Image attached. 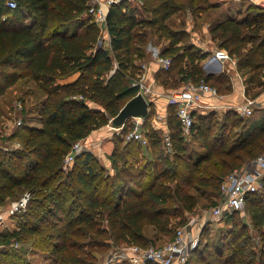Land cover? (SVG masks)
<instances>
[{
    "label": "trees",
    "instance_id": "1",
    "mask_svg": "<svg viewBox=\"0 0 264 264\" xmlns=\"http://www.w3.org/2000/svg\"><path fill=\"white\" fill-rule=\"evenodd\" d=\"M7 1L0 0V96L24 79L36 82L45 95L41 127L22 122L7 138L0 137L20 142L14 149L0 147V206L31 193L25 210L11 216L19 228L0 232V244L10 252L23 254L21 245L28 242L58 264H93L99 261L94 252L109 247L106 238L158 246L160 237L187 224L198 194L220 197L224 178L264 153V107L245 117L226 111L221 123L217 112L200 113L186 138L171 105V150L162 133L150 127L147 146L114 135L111 170L89 151L65 170L72 145L108 125L137 95L131 84L152 38L168 40L159 55L170 57L172 65L156 77L164 89L205 80L220 93L230 91L228 77L204 70L209 52L186 44L190 32L171 24L176 14L188 11L200 18L216 5L211 0H121L109 6L107 47L99 44L104 28L88 13L93 0H15V8ZM210 34L216 48L237 58L258 94L264 88V9L249 6L242 19L211 25ZM76 73L75 81L60 82ZM152 115L149 110L148 126ZM246 212L255 236L239 219L241 211L227 214L223 222L230 226L216 239L205 227L186 264L192 258L199 264H264V177L262 189L248 195ZM12 255L0 264H28L22 255Z\"/></svg>",
    "mask_w": 264,
    "mask_h": 264
},
{
    "label": "built area",
    "instance_id": "2",
    "mask_svg": "<svg viewBox=\"0 0 264 264\" xmlns=\"http://www.w3.org/2000/svg\"><path fill=\"white\" fill-rule=\"evenodd\" d=\"M120 1L121 0H93L88 13L99 26L105 29L107 8ZM260 5L264 7V2H261ZM7 6L9 8H15L17 2L15 0H8ZM156 58L161 69L168 70L171 67L172 59L170 57L157 55ZM218 61L235 63L234 58L231 57L227 51L217 48L203 60L204 70H209L210 66ZM146 71L147 64H141V70L137 74V77L134 78L131 85L138 88L137 94L141 93L150 100L151 96L155 95L156 90L153 88V84L148 82ZM205 95L218 98L223 97V94L219 92L217 87L205 80L199 82L189 80L182 89L171 91L166 94L168 103L175 107L176 115L181 121L183 135L186 138L190 137L192 134V126L196 116L205 112L208 108L203 102ZM254 101L255 100L252 99L240 105H230L229 108L237 110L243 116H249L254 111ZM145 118L146 117H131L122 126H113L114 135H121L127 141H135L141 146H147L149 140L144 128ZM112 120L113 118L110 119L109 123L111 125L113 124ZM21 124L22 121L19 120L18 125ZM126 127L129 128L127 132L124 131ZM163 136L167 147L171 150L168 132ZM16 147H20L19 141L13 142L11 149ZM83 149L84 145L82 140L72 145L71 150L64 159L65 170H69L72 167L76 157L83 152ZM263 177L264 153L244 166L234 169L224 178L221 184V199L212 209L213 217L223 218L227 214L244 211L248 195L262 189ZM30 197L31 193L26 192L18 200L12 201L6 212H0V228L7 227L5 214L11 217L15 213L25 210ZM191 225H193V221L190 219L186 225L177 229L171 241L162 246L150 245L148 247H142L135 244L125 246L123 250L127 254L129 264H186L192 252L198 247L201 236V234L198 233L187 237L186 232L191 230L189 229Z\"/></svg>",
    "mask_w": 264,
    "mask_h": 264
},
{
    "label": "rangeland",
    "instance_id": "3",
    "mask_svg": "<svg viewBox=\"0 0 264 264\" xmlns=\"http://www.w3.org/2000/svg\"><path fill=\"white\" fill-rule=\"evenodd\" d=\"M242 1L243 3H240ZM211 2L216 6L210 9L204 14V16L200 18H193L192 14L188 11L176 14L172 17V27L178 29L184 28L190 32V36L186 38V44L190 42L193 43L194 40L192 39V37L193 35H197L194 34V32L198 33L197 28L198 26L200 27L202 23L205 24L208 22L210 25H213L216 22L227 18L242 19L249 6H260L264 9V7L260 5V3H263L264 0H211ZM201 29L203 30V26L201 27ZM102 39H104V37H102ZM152 39L151 41H149L147 47L145 48L147 53L151 51L148 49L149 45L162 46L168 42V40L162 39L161 42L158 43L157 41ZM63 81L65 80L63 79ZM184 85L185 84L183 83L177 82L174 86L175 89L173 91L182 89ZM256 91L251 92L250 96L253 97ZM225 92L226 91H223V93ZM44 96V93L38 88L36 82L25 79L19 81L16 85L9 88V90L3 96H0V137L7 138V136L11 135L14 130H16L17 126H19V120H21L23 123H27L30 125L37 124L39 118V110L41 107V103L43 102ZM151 112L153 113V110ZM216 114L219 119V122L221 123L223 120L224 112H217ZM15 141H0V147L5 150H10L12 148L13 142ZM205 190L206 189L202 188L201 192ZM198 195V206L193 213L188 215V218L189 220L191 219L193 221L192 226L197 227L195 230L196 232H198L199 230L204 231V228L207 227V234H209L211 238L216 239L218 233H220V230L227 229L228 226H230L226 225L223 222L225 218L222 219L213 217L212 209L215 206L211 203L215 199L219 200V197L214 196L213 198V195H209L208 192H206V195L204 196H201L200 194ZM239 219L243 220L246 224L249 225L248 230L250 234L255 236L256 231L254 230L251 224L249 214L245 211L241 213ZM3 229L9 231L8 227H5ZM174 235L175 234L173 233L168 236L165 235L160 237L161 240L157 242V245L162 246L163 244H166L167 242L173 239ZM104 242L108 243L109 247L103 252H94L98 257L99 261L93 264H129L127 254L123 250L124 247L127 246L126 244L118 243L117 241L111 238H106ZM21 247L23 248V250H25L23 254L21 250L10 252L9 247H4L3 244H0V259H4L5 256H8V254H19L22 255L24 261L28 264H58L56 257H53L52 255L48 254L47 252L41 249L35 248L33 243L27 242L25 244H22ZM2 252H4V255H2ZM190 264L199 263L196 261L195 258H192Z\"/></svg>",
    "mask_w": 264,
    "mask_h": 264
},
{
    "label": "crops",
    "instance_id": "4",
    "mask_svg": "<svg viewBox=\"0 0 264 264\" xmlns=\"http://www.w3.org/2000/svg\"><path fill=\"white\" fill-rule=\"evenodd\" d=\"M222 2V1H219ZM240 3H243L240 2ZM109 8H107L108 13ZM246 13V12H245ZM205 14V13H204ZM204 14L202 16H204ZM245 16V15H244ZM236 19V18H235ZM201 22V21H200ZM199 22V23H200ZM203 26V30L201 27ZM210 24L202 23L200 27L198 26L197 35H193L192 39L194 40L193 43H195L197 46H200L205 52H209L208 56L213 53L217 48L215 44L211 40V34H210ZM201 29V30H199ZM200 31V32H199ZM199 35V36H198ZM103 37L100 41V45L104 44L105 46H110V36L106 29H104ZM161 46L157 45H149L148 49L151 50L147 53L146 58L144 59L143 63L147 64V71H146V77L148 82H151L153 84V88L156 90L155 95L151 96L150 101L152 102L150 106V111L153 110L152 117L149 118V124L150 126L146 125V122H144V128L147 133L148 129L151 127L154 130H157L164 135L168 131V117L170 115V104L168 103L166 94L168 92H171V89H164L162 86H160L157 83V73L160 71L161 66L157 61V55L160 53ZM227 51L226 49H223ZM228 52V51H227ZM229 54V52H228ZM230 55V54H229ZM231 56V55H230ZM234 58L235 63H229V61L225 62H214L209 70H206V72L213 73V74H224L226 77H228V84L231 86L230 91L222 93L223 97H214L205 95L203 98L204 104L208 106L205 112H226V111H235L237 114L241 115L237 110L229 108V106H236L243 103H246L248 100L254 99V110L257 108H263L264 107V88L261 89L260 92H255L253 97L250 96V93L255 91L254 89H251L247 83V75L243 74L241 70L238 69V60L236 57L231 56ZM79 77V74H73L69 76L68 78L64 79L63 83L67 82H73ZM262 80L264 81V75L262 76ZM60 80V82H62ZM212 106V107H211ZM203 112V113H205ZM243 116V115H241ZM245 117V116H243ZM146 121V120H145ZM34 127H41V122L38 118V123L35 125H32ZM113 124H108L106 126L100 127L94 131L91 132V134L86 137L85 139H82L84 149L83 152L89 151L94 154H96L101 161V163L106 166L108 169L111 170V161L109 156L112 154L115 142H114V132H113ZM221 197H219L218 203L220 202ZM10 204V203H9ZM9 204L0 206V212H6ZM246 211V207L244 211H241L242 213ZM5 220H6V226L9 228L10 232L16 231L19 226L15 220H13L11 217L8 216V214H5ZM196 226H192L189 228L191 230H188L186 232L187 237H190L194 234H201V231L199 230L196 232ZM5 229L0 228V232L4 231ZM6 231V230H5Z\"/></svg>",
    "mask_w": 264,
    "mask_h": 264
},
{
    "label": "water",
    "instance_id": "5",
    "mask_svg": "<svg viewBox=\"0 0 264 264\" xmlns=\"http://www.w3.org/2000/svg\"><path fill=\"white\" fill-rule=\"evenodd\" d=\"M151 103L143 94H137L126 102L119 113L113 118V125L116 127L122 126L131 117H147Z\"/></svg>",
    "mask_w": 264,
    "mask_h": 264
}]
</instances>
